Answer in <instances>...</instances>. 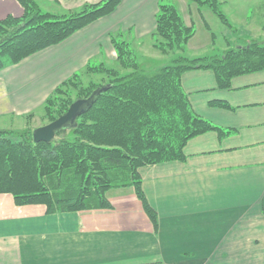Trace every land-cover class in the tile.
Returning a JSON list of instances; mask_svg holds the SVG:
<instances>
[{
    "label": "crops",
    "instance_id": "crops-1",
    "mask_svg": "<svg viewBox=\"0 0 264 264\" xmlns=\"http://www.w3.org/2000/svg\"><path fill=\"white\" fill-rule=\"evenodd\" d=\"M97 1L37 0L56 13ZM162 1L121 0L63 41L2 68L0 119L26 118L28 126L27 115L62 82L116 61L112 37H150ZM178 2L183 14L188 3ZM22 13L16 0H0V19ZM188 45H200L196 33ZM181 83L192 110L226 133L189 139L183 161L140 169L156 225L132 186L107 190L110 207L55 213L0 193V264H264V69L232 77L230 88H218L208 69L185 72Z\"/></svg>",
    "mask_w": 264,
    "mask_h": 264
},
{
    "label": "trees",
    "instance_id": "trees-1",
    "mask_svg": "<svg viewBox=\"0 0 264 264\" xmlns=\"http://www.w3.org/2000/svg\"><path fill=\"white\" fill-rule=\"evenodd\" d=\"M16 1L22 15L0 19V70L112 13L121 0L84 3L61 13L41 9L37 0ZM186 1L206 5L228 24L218 0ZM194 32L174 4L160 3L150 47L162 55L171 53L169 64L146 71L137 63L128 42L112 37L117 60L129 70L121 73L103 65L86 69L108 73L110 86L78 116L74 127L60 131L49 143H35L31 126L0 128V193L10 194L16 205L43 204L47 213H55L110 207L107 190L132 186L156 225L157 215L142 189L140 169L183 161V148L189 139L214 130L226 133L192 110L182 88V75L208 69L214 73L218 88H230L232 77L264 69V40L229 47L219 54L189 56L185 47ZM176 50L179 52L172 53ZM80 82L79 75H74L46 99L43 108L49 122L73 101L61 97L67 87ZM98 86L77 97H87ZM209 103L229 108L223 101ZM55 105L59 109L52 114ZM260 209L264 213V192Z\"/></svg>",
    "mask_w": 264,
    "mask_h": 264
},
{
    "label": "rangeland",
    "instance_id": "rangeland-1",
    "mask_svg": "<svg viewBox=\"0 0 264 264\" xmlns=\"http://www.w3.org/2000/svg\"><path fill=\"white\" fill-rule=\"evenodd\" d=\"M179 0H163L162 3H172L180 12ZM219 8L227 18L226 22L219 20L218 17L206 5L198 6L195 3L184 0L188 6H184L183 14L180 12L184 23L193 26L197 39L200 40L198 47L188 45L186 54L189 56H204L208 54L223 53L229 47L249 44L252 41L264 40V0H218ZM54 12V11H51ZM62 12V11H61ZM57 12V13H61ZM56 13V12H54ZM194 35V34H193ZM211 36L212 43H205ZM119 38H125L119 37ZM131 38V37H130ZM122 40V39H118ZM125 41V40H122ZM128 42V41H126ZM142 47V48H140ZM128 48L135 55V59L140 67L146 71H152L164 64H169L173 55H162L150 47V38L146 37L140 41L128 42ZM115 51V49H114ZM178 50L172 52L177 53ZM116 55V51H115ZM175 55V54H174ZM103 65V64H99ZM98 66V65H96ZM105 68L116 69L121 73L129 69L124 68L120 62L109 61ZM81 82L67 87L65 94L61 97L66 100H74L78 95L84 94L87 90L95 86L105 84L111 80V76L105 71L94 72L92 74H81ZM58 105L53 106L52 114L58 111ZM50 116L40 108L28 118V126L35 128L49 122ZM13 121V122H12ZM26 118L0 119V127H11L10 129L20 130L23 128Z\"/></svg>",
    "mask_w": 264,
    "mask_h": 264
},
{
    "label": "water",
    "instance_id": "water-1",
    "mask_svg": "<svg viewBox=\"0 0 264 264\" xmlns=\"http://www.w3.org/2000/svg\"><path fill=\"white\" fill-rule=\"evenodd\" d=\"M110 84L106 83L96 87L87 97L75 98L67 110L56 117L54 120L35 127L32 130V138L35 143L46 142L49 143L56 138V135L62 131L67 130L76 125V119L86 110H88L94 103L96 97L109 88Z\"/></svg>",
    "mask_w": 264,
    "mask_h": 264
}]
</instances>
